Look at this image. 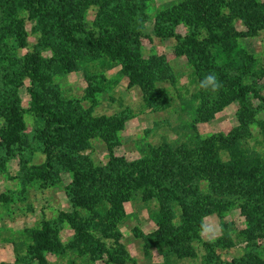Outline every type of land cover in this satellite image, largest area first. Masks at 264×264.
<instances>
[{"label":"rangeland","instance_id":"rangeland-1","mask_svg":"<svg viewBox=\"0 0 264 264\" xmlns=\"http://www.w3.org/2000/svg\"><path fill=\"white\" fill-rule=\"evenodd\" d=\"M0 264H264V0H0Z\"/></svg>","mask_w":264,"mask_h":264},{"label":"trees","instance_id":"trees-1","mask_svg":"<svg viewBox=\"0 0 264 264\" xmlns=\"http://www.w3.org/2000/svg\"><path fill=\"white\" fill-rule=\"evenodd\" d=\"M33 3L34 2H31V4ZM18 30H19V39L21 41L20 43L22 46H24L26 43V32L23 27L22 21L19 22ZM36 63H37V59L35 58V56L33 54H28L27 65L29 66V73H30L29 76L31 81L30 85L27 87V91L29 94L28 109L38 115H42L45 118V121L50 129V133H49L50 142L57 143L62 138V133H61L62 125L60 124L59 119L56 117L53 111L48 110L45 106L39 103L37 91L32 87L33 84L32 82L34 81L36 75L35 74ZM10 120H11V124L15 129L21 128L22 121L19 111H15L13 113V117ZM49 232H50L49 223L47 221H43L40 231L37 232V246H36L37 251H41L46 247L48 242Z\"/></svg>","mask_w":264,"mask_h":264},{"label":"clouds","instance_id":"clouds-1","mask_svg":"<svg viewBox=\"0 0 264 264\" xmlns=\"http://www.w3.org/2000/svg\"><path fill=\"white\" fill-rule=\"evenodd\" d=\"M199 86L201 89L209 91L211 94L215 95L223 85L215 73H208L202 80H200Z\"/></svg>","mask_w":264,"mask_h":264}]
</instances>
